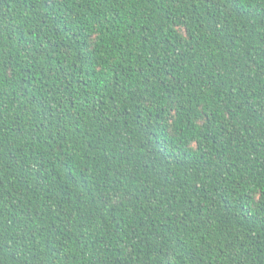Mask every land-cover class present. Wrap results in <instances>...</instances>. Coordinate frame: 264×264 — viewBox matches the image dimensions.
Masks as SVG:
<instances>
[{
  "label": "trees",
  "instance_id": "1",
  "mask_svg": "<svg viewBox=\"0 0 264 264\" xmlns=\"http://www.w3.org/2000/svg\"><path fill=\"white\" fill-rule=\"evenodd\" d=\"M0 264H264V0H0Z\"/></svg>",
  "mask_w": 264,
  "mask_h": 264
}]
</instances>
